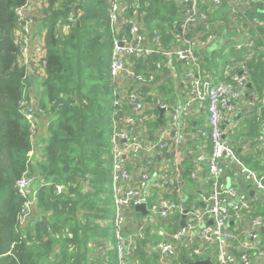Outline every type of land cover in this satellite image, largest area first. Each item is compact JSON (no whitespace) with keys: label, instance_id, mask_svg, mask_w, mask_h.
<instances>
[{"label":"trees","instance_id":"obj_1","mask_svg":"<svg viewBox=\"0 0 264 264\" xmlns=\"http://www.w3.org/2000/svg\"><path fill=\"white\" fill-rule=\"evenodd\" d=\"M47 1L42 17L47 27L45 76L36 101L46 113L48 125L45 124L47 137L42 143L44 157L38 159L35 154L30 156L37 141L21 111L22 99L25 96L32 99L29 93L32 80L27 68L19 62L21 51L16 40L17 9L26 0H0V264H104L107 253L109 264H117L111 176L112 115L116 107L110 64L114 36L121 32L110 27L107 0ZM128 1L132 5L125 16L137 17L149 38L159 30L165 46L171 45L173 38L174 45L178 44L175 32L183 20L186 1ZM239 12L241 31H234L237 28L233 15L231 19L224 18L228 24L225 30L226 38L232 37L234 42L237 37H242V42L247 38L255 42L247 58L251 89L256 92L255 110L241 127L253 135L263 131L264 120V23H259L264 22V2L251 3ZM215 55H205L200 61L204 70L216 73L217 82L229 81L226 69L233 61L223 51ZM244 59L243 55L238 61ZM132 60L136 71L146 77L156 72V80L167 70L166 64L161 69L157 67L162 61L166 63L162 53ZM178 66L183 65L180 62ZM150 86L153 83L138 87L144 92ZM122 105L118 117L130 109L126 101ZM154 124L149 133L151 139L160 127L157 120ZM248 164L264 172L263 161L251 159ZM26 171L33 178L29 196L34 205L24 224L19 217L25 198L17 188V180ZM189 173L183 171L184 177ZM58 186L62 187L61 192ZM158 196L154 193L149 201ZM187 202L184 203L188 207L191 204ZM179 216L176 213L174 217ZM104 240H108L104 249L108 246L110 252L105 249L94 253ZM98 253L97 263L93 258ZM134 262L155 263L146 258L139 242L134 249Z\"/></svg>","mask_w":264,"mask_h":264},{"label":"built area","instance_id":"obj_2","mask_svg":"<svg viewBox=\"0 0 264 264\" xmlns=\"http://www.w3.org/2000/svg\"><path fill=\"white\" fill-rule=\"evenodd\" d=\"M110 27L114 32H121L114 36L112 60L110 64L111 80L114 84V105L116 109L112 115L111 148L112 163V190L115 215L113 218V231L115 237V254L117 264H133L134 248L129 245L124 233L128 218L126 211L145 203L149 213H153L162 220H170L171 224H179L174 236L163 239L157 243V249L166 258H176L179 246L195 256L204 255V248L200 246L198 236L203 244L213 247L215 253L209 259V264H252L255 258H264V215L256 212L252 199L241 195L236 187V178L241 175L255 190L264 195V172L252 168L244 156L234 147L232 140L226 137V127L231 124L238 112V105L246 95L256 97V92H249L250 83L247 58L255 46L251 38L235 45L236 50L245 51L242 61L230 58L232 66L226 69L229 81L216 80L212 73H206L198 53L210 47L220 36V25H215L211 11L206 4L215 9L225 7L233 15L240 32L243 24H239L240 15L233 11L247 9L251 3L264 2V0H185L187 5L182 9L183 20L175 32L177 45L173 42L165 46L159 30L153 38L142 29L137 17L125 16V11L132 5L128 0H107ZM47 0H26V4L17 9L19 26L16 30V40L20 46L19 62L30 70L29 62L36 61L40 52L45 55L40 59L45 61L46 48L44 35L38 38L36 31H32L34 23L33 10L39 4L45 10ZM238 16V17H236ZM122 21L120 22V18ZM242 19V17H241ZM258 21V19H254ZM250 24H253L251 21ZM259 23H262L260 21ZM215 26V27H214ZM174 34V32H173ZM154 53H162L166 65L174 71V59L180 61L185 67V77L190 80L186 102L180 106H169L165 99L158 98L151 107L165 108L168 111L166 119L159 127L160 133L155 139L146 136L145 129L153 130L152 124L157 120L154 113L148 111L144 92L138 87L141 84L155 83L156 72L146 77L137 72L133 65V58L145 59ZM163 66L158 63V69ZM182 66V67H183ZM232 69V72L229 70ZM30 76V74H29ZM137 84V85H136ZM133 87V88H131ZM123 88L127 89L125 92ZM130 109L118 117L122 103ZM264 103V99H263ZM193 104H197L207 115V125L199 128L192 140L184 143V134L181 132V118ZM33 99L26 96L21 101V111L30 124L32 137L36 138L39 124L36 119L37 110ZM165 117V115H164ZM143 129V132L141 131ZM157 130H155L156 132ZM253 139V138H252ZM246 139L241 142L243 150H256L264 147V132L255 140ZM185 146V153L196 163L198 172L205 175L206 184L210 187L207 194L201 193V200L186 206L184 202H176L163 194H174L177 188V155L163 157L156 169L152 171L158 156L163 152H178L179 146ZM35 153V146L30 156ZM145 153L147 170H143L135 185H124L125 180L131 177L127 167V157ZM182 156V150H181ZM151 168V169H150ZM156 173V178L152 177ZM232 175L235 181H227L225 175ZM33 178L26 171L17 180V188L25 202L22 206L20 221L26 224L28 216L34 205L29 196ZM62 187L58 186L61 192ZM163 192V193H162ZM158 193V198L150 202L149 197ZM179 213L185 217V224L175 218ZM247 219L249 225L244 227L241 223ZM233 223V225H232ZM236 223V226H235ZM150 231L146 220L138 221L137 235L146 237ZM106 252L108 246L105 247ZM208 258H205L206 260ZM197 261V260H196ZM110 255L103 258L104 264H109Z\"/></svg>","mask_w":264,"mask_h":264},{"label":"crops","instance_id":"obj_3","mask_svg":"<svg viewBox=\"0 0 264 264\" xmlns=\"http://www.w3.org/2000/svg\"><path fill=\"white\" fill-rule=\"evenodd\" d=\"M206 6L211 13H214V15L221 17L223 19V22L226 23L221 24V30H220V36L217 37L216 41L208 48L202 50L200 53H198V56L200 58V61L203 60V57L206 55L208 57L216 56L215 53L223 51L227 56L230 58H235L232 55V51L236 50L235 45L238 42H242V37H237V41L234 42L232 41V37H227L226 34H228V31H226V26L228 25L227 22L224 20L225 17L228 19H231V15L227 11L228 9L225 7L224 9L219 8L215 9L211 6V4H206ZM44 9L41 7V5H37L36 8L33 10L32 15L34 16V23L32 25V31L35 32L38 35V38L41 36V32L43 31L44 27L42 26L43 24V14ZM232 23V22H231ZM262 23H264L262 21ZM235 27L237 26L236 23ZM65 29L66 27H62ZM238 29L234 30L236 32ZM239 51V50H236ZM214 54V55H213ZM163 55V54H162ZM164 56V55H163ZM165 59V58H164ZM237 59V58H235ZM238 60V59H237ZM166 61V60H165ZM220 63L223 61L218 60ZM44 65H45V61ZM42 63V62H41ZM180 61L174 59V71L169 68L167 65V70H164L163 73H160V77L158 80L153 83L154 86H150L149 90L144 91V96L145 100L147 101L148 105V111L152 112L155 114L157 121L160 115V110L155 111L152 107L151 104H154L158 98H163L165 99L166 103L169 106H180L186 102V98L188 95V88L190 87V80H188L185 77V67H179L178 64ZM162 64H166L162 61ZM215 74L212 76L214 77ZM40 77V76H39ZM38 78V77H37ZM37 78H34L33 76L31 77V86L33 89L31 94H30L32 99L34 100V103L36 104V95L39 93L41 89V85L38 82ZM36 81V83H35ZM174 89L172 93H170V90ZM127 89L123 88V91L125 92ZM249 92H253L252 89L248 90ZM255 101L254 98L252 99V95H246L245 99L242 100L239 105H238V112L235 116V118L232 120L231 124L227 125L226 127V137L228 139L232 140V143L234 147L237 149L239 153H241L246 162L248 163L249 160H261L264 162V147H259L256 150L250 151V150H243L242 149V144L241 142L246 140V139H252L255 140V138L259 135L257 134H251L248 133L247 129L241 128L246 124V122L249 120L248 118H251L252 112L255 110ZM240 104L241 107H240ZM157 108V107H156ZM168 114V111L165 112V117L164 121L166 119V115ZM241 114L240 116H238ZM181 132L184 134V143L189 142L192 140V137L198 132L199 128L206 126L207 125V115L202 112V110L197 106V104H193L192 106L189 107L187 110V113L185 116L181 118ZM244 121V122H243ZM240 123V129L238 128V124ZM160 124V123H159ZM155 124H152V128H154ZM161 126V125H160ZM236 128L238 131H236ZM262 130L264 132V120L262 123ZM159 128H157L158 130ZM143 132V129L141 130ZM46 129H45V118L42 120H39V132L35 138L37 141V144L35 143V150L39 149V147L42 146L43 140L46 137ZM146 136L149 137L150 131L145 129ZM156 133V132H155ZM158 136V135H157ZM154 136L153 137H157ZM245 136V137H244ZM155 139V138H152ZM178 149V148H177ZM36 153V152H35ZM34 153V154H35ZM41 154V153H40ZM36 155V154H35ZM147 155L145 153H140L135 156H128L127 157V167L131 173V177L129 179L125 180L126 186H131L135 185L139 178L140 174L143 170H147L149 166H146L145 164V158ZM181 169L177 167V188L174 190V194L171 195V199H174V201L178 202H187L185 198V188L188 186L190 190L192 191L188 198L189 199H196L197 194L203 193L201 188L198 186L197 181L203 180L206 184V179L205 175L201 172L197 171L196 168V163L191 159L186 153H185V146L182 147V156H181ZM177 159V164H178V158ZM157 162H159V158H157ZM158 167V164L156 163L154 167L152 168V171H156L155 168ZM151 169V168H150ZM186 169V170H185ZM181 171L184 172H190L189 177H190V182L186 180V177L181 176ZM156 173H154L152 180L156 178ZM227 181L233 182L235 181V178L227 173L225 175ZM207 185V184H206ZM208 186V185H207ZM209 187V186H208ZM236 187L238 188V192L241 195H245L252 199V202L254 206H256V210L264 211V195L255 190L254 187L245 181V179L239 175L236 178ZM210 190V187H209ZM163 193V192H162ZM164 195V194H163ZM188 203V202H187ZM260 212V213H262ZM264 214V213H262ZM126 217L128 218L127 220V225L125 226L124 233L127 237V240L129 242V245H132L134 249H136V243L139 242L140 248L144 253H146V258L151 259L154 264H187L186 261H196V260H204L205 258H210L212 257L215 253V248H214V254H213V247L212 249L210 248L211 246L203 244V240L198 236L197 240L200 243V246L203 247L204 250V255L201 256H196L191 255L187 249L185 250L182 248L180 245L179 246V254L176 258L170 259L166 258L161 255L159 250L157 249V243L163 239H170L174 236V233L176 232V229L178 226L171 224L170 220H162V222H157L155 220H147L146 217H148V214H143L142 212H139L136 210V208H130L126 211ZM155 217L158 218L157 215ZM180 219V222L182 221V216L177 217ZM146 220L149 226V229L151 232L146 234V237L140 238L137 235L138 232V221L139 220ZM233 225V223H232ZM242 226L247 227L249 225V222L247 219H245L242 223ZM236 226V223H235ZM264 231V230H263ZM108 240L102 241V243L95 247L94 253H96V250H99L101 253L105 251L104 245H106ZM103 250V251H102ZM153 256H156L158 259L154 258ZM98 256L96 258H93L97 263H98ZM200 257L202 259H200ZM142 262V260H141ZM133 264H135L134 259H133ZM252 264H264V258H255L253 260Z\"/></svg>","mask_w":264,"mask_h":264},{"label":"rangeland","instance_id":"obj_4","mask_svg":"<svg viewBox=\"0 0 264 264\" xmlns=\"http://www.w3.org/2000/svg\"><path fill=\"white\" fill-rule=\"evenodd\" d=\"M182 1H185V0H182ZM242 10H244V9H242ZM233 13L234 14H238V15H240V12L239 11H237V10H234L233 11ZM236 17H238V16H236ZM232 18V17H231ZM214 22H215V25H221V24H226V23H224L223 22V19L221 18V17H218L216 20H214ZM42 26L44 27V29H43V31H42V35H44V34H46V31H47V27H45V25H43L42 24ZM251 26V25H250ZM215 27V26H214ZM233 55V57H235V58H237V59H239V58H241L243 55H244V53H245V51H232L231 52ZM44 55H45V51H42V52H40L39 53V55L37 56V59H36V61H31V62H29V67H30V70H29V74H30V78L33 76L34 78H37V80H39L38 82L40 83L41 82V80H42V78L45 76V70H44V62H42L41 63V61H40V59L41 58H43L44 57ZM40 76V77H39ZM35 83H36V81H35ZM39 85H41V83L39 84ZM30 87V89H33L32 88V86L30 85L29 86ZM41 89H42V87H41ZM40 89V90H41ZM31 94H33V92H32V90H31ZM31 96V95H30ZM242 101V100H241ZM240 101V102H241ZM239 102V103H240ZM36 106V108H39V106H38V103H36L35 104ZM241 105L242 104H240V107H241ZM40 109V108H39ZM42 110V109H41ZM252 113H254V111L252 112ZM45 115H46V113L44 112V110H42V111H39V110H37V112H36V119H37V122H38V124H39V120H42L43 118H45ZM168 115V114H167ZM244 122V121H243ZM45 124H46V126L48 125V122H47V120L45 121ZM46 126H45V128H46ZM238 128L240 129V123L238 124ZM236 131H238L237 130V128H236ZM263 132V131H262ZM49 133V132H48ZM261 133V132H260ZM259 133V134H260ZM46 137H47V132H46ZM245 137V136H244ZM43 147H44V144H42V146L41 147H39V149H36L35 150V154H36V156L38 157V159H41V158H43L44 157V154H43ZM41 153V154H40ZM195 162V161H194ZM161 162H159V164H158V166L159 165H161L160 164ZM186 180L188 181V182H190L191 180H190V177H189V175L188 176H186ZM197 183H198V186L201 188V190L203 191V193L204 194H207L208 192H209V187L205 184V182L203 181V180H200V181H197ZM59 192V191H58ZM192 191L190 190V188L187 186L186 188H185V198H186V200H188V202H189V204H192L193 202H197V201H199V200H201V196H200V194H197V196H196V199H189L188 198V196H189V194L191 193ZM146 219L147 220H149V219H153V220H155V221H157V222H162V220L161 219H159V218H157V217H155V214H153V213H148V217H146Z\"/></svg>","mask_w":264,"mask_h":264},{"label":"water","instance_id":"obj_5","mask_svg":"<svg viewBox=\"0 0 264 264\" xmlns=\"http://www.w3.org/2000/svg\"><path fill=\"white\" fill-rule=\"evenodd\" d=\"M120 22L122 21V17L120 18V20H119ZM247 88H249V89H251L252 88V83L250 82L248 85H247ZM159 110H160V115H159V118H158V122L160 123V125H162V123H163V118H164V115H165V112H166V109L165 108H162V107H160L159 108ZM241 114H239L238 116H240ZM159 133H160V129H158L157 131H156V133H155V136H157V135H159ZM181 150H182V146L180 145L179 147H178V152H172V153H170V152H163L162 153V155H160V156H158V158H159V161H161V159L163 158V157H167V156H169V155H177V157H178V168L179 169H181L182 167H181ZM181 176H183V171H181ZM136 210L137 211H139V212H142L143 214H148L149 213V211H148V209H147V206H146V204L145 203H143V204H140V205H137L136 206ZM185 224V217L183 216V218H182V221H181V225H184ZM264 229V228H263ZM187 262V264H209L210 262H211V260L208 258V259H206V260H197V261H186Z\"/></svg>","mask_w":264,"mask_h":264}]
</instances>
